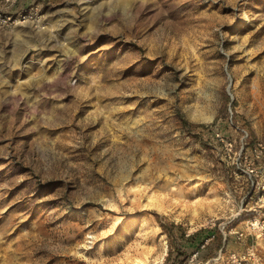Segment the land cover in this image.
<instances>
[{
	"label": "rangeland",
	"instance_id": "obj_1",
	"mask_svg": "<svg viewBox=\"0 0 264 264\" xmlns=\"http://www.w3.org/2000/svg\"><path fill=\"white\" fill-rule=\"evenodd\" d=\"M31 6L0 27V264H264V0Z\"/></svg>",
	"mask_w": 264,
	"mask_h": 264
},
{
	"label": "built area",
	"instance_id": "obj_2",
	"mask_svg": "<svg viewBox=\"0 0 264 264\" xmlns=\"http://www.w3.org/2000/svg\"><path fill=\"white\" fill-rule=\"evenodd\" d=\"M23 0H0V27L11 28L19 25H24L30 22L38 23L36 20L38 12L36 8L31 6L29 8H22L20 4ZM217 138L229 148L230 151L235 149V143L229 139L225 140L220 134H217ZM244 146L241 147L243 153ZM253 153H256V160H258L264 154V146L258 144L253 148ZM256 163L253 161L249 164L247 173L250 177L256 175L257 170L255 168Z\"/></svg>",
	"mask_w": 264,
	"mask_h": 264
},
{
	"label": "bare ground",
	"instance_id": "obj_3",
	"mask_svg": "<svg viewBox=\"0 0 264 264\" xmlns=\"http://www.w3.org/2000/svg\"><path fill=\"white\" fill-rule=\"evenodd\" d=\"M152 205V204H151Z\"/></svg>",
	"mask_w": 264,
	"mask_h": 264
}]
</instances>
